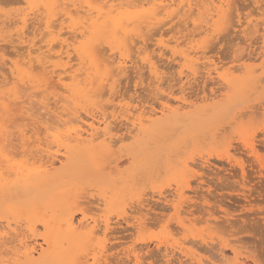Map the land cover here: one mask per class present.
<instances>
[{
  "label": "rangeland",
  "instance_id": "rangeland-1",
  "mask_svg": "<svg viewBox=\"0 0 264 264\" xmlns=\"http://www.w3.org/2000/svg\"><path fill=\"white\" fill-rule=\"evenodd\" d=\"M1 1L0 18L2 16L4 17L1 18L0 22V49H2V54H6L5 57L3 56V58H5V61H3L4 65L7 67L6 71V67L3 65L1 71L5 75L9 76V73H11L9 69L11 62L18 63L22 61V57L19 53L22 55L27 53L25 51L26 44L30 43V40L36 39L38 42L41 40L43 34L41 36L39 35L40 29H38V27L42 28L43 25L41 26V24L39 25L38 23L40 21L44 22L46 18H49L48 16H51V14L53 16V21L55 20L54 24L57 25L58 29L59 25L63 23L61 21H64V26L72 25L76 29H84V31H86V28H89L87 26L90 25L91 33L89 32L90 34H86H89L88 36H90V38H87L88 41L80 38L81 36L79 34L78 38L80 40L77 39V49L80 52H87L86 55L88 57L86 58L87 62H85L88 64V67L92 64L91 56L93 50L98 49L101 50L100 52L102 53L105 51L108 52H105L108 54L106 57L112 59L113 57L116 56L117 58V56L119 57L120 55L127 59L129 58L134 62V66L131 63V60H128L130 62L127 64V69L129 71L127 70L124 74L119 73L120 75L118 72L114 73L115 76L118 74V79L113 76L114 74L109 78L106 77L109 73L104 75L102 78L104 79L106 86L104 83L102 84L103 79L100 80L97 75L94 76L95 74H92V77H97L96 80L99 81L94 79V82L92 81L93 83L91 82V84L86 87L87 90L91 92L88 93L87 91V94H85L86 97L83 98L84 100L79 98L75 99V97H77L75 93L66 91L63 87H52L53 85L57 86V75L49 74L54 76V78H51L47 73L39 70L37 75L33 74V77H28V74L20 65L18 66L20 69L18 75H13L16 79L10 74L12 77L11 79L14 78L11 81L12 84L0 88V106L4 107L3 109H0V139L2 130H6L7 128H11L12 132L16 131L15 134L18 132L17 130L20 128L22 129L25 125L24 128L26 130L32 129L29 125L31 122L21 120V117H17L18 115H10L7 112L9 109L7 104H11L9 111H11L12 114L13 111L11 109H15L14 107L18 108V103H16L17 100L21 102L23 98L27 99V97H30L29 95L32 96V90L33 94H35L37 89L41 88L40 81L43 79H47L48 84L46 86L44 85V88H42L43 90L41 89L42 91H45L46 89L48 91L49 82L52 84L53 80L56 81V84H50L51 88L49 86L50 94H48L49 92L47 94L45 93L48 98L50 97L48 100H52L50 102L51 108H54L56 100L60 99L61 102L58 106L65 105L64 107L68 110L71 108L68 112L71 114L77 112L76 115H80L81 119H87L86 117L93 114H106V116L109 115L108 121L110 123L112 122L111 126L113 129L115 128L114 130H118L117 132L114 131L116 134L114 141L117 142L113 144L112 150H107V153L106 150H103L102 148L94 147L91 155H85V152H81L80 154L83 155H80L77 158L76 163L75 158L77 155L76 157L73 156V165H71V167L75 165V171H73L74 167H72V173L68 172V176L61 179L59 178L52 184L41 185L40 187L32 188L33 190L12 182L5 186L3 185L0 191V224L2 226L5 225V227L8 224H12L11 227L13 226L12 228H16L18 231L21 230V234L19 237L20 239L18 238L16 240L17 242H13L14 244L10 243V245H12L11 248L10 245L8 246L9 243L4 249L0 248V260L4 258L9 261L8 259L14 256L15 249L16 253L19 252L18 254L24 252V248H22V244H20L22 240L25 241L26 245L29 247H37L38 253H36L35 257H38L37 254L41 252V247L39 245H42L45 250H50L48 245L44 244L40 238V235L44 234V225L42 221L50 220L54 217L58 218L61 214H64V211H69L74 214L76 223L84 218L83 221L86 220V223L89 225L98 226L95 235L91 236L93 239H86L90 238V236L85 237L87 241L83 239V243L88 242L91 246L87 243H82L80 244V247L79 245H75V243L73 248V244L70 246V243L68 245V242L65 243V241L64 243L58 242L57 244L55 243L52 245L53 248L57 249V252L60 250L68 253L67 261L70 259H77V261L70 260L71 264L72 262H77L76 264L79 262H81L79 264H122V261H124L125 264H134L135 255L139 256L141 264H167L166 260L163 258V255L166 253L171 259L170 264H180L181 260L184 262L186 261L187 264H226L225 260H227V262L230 261V264H233L235 259L234 248L237 246L238 248H242L238 250L241 261H244L246 264H264V132L261 131V128H264V1L237 0L235 2V0H231V6H229L230 0H197L202 3L198 8H194L193 13L188 12L185 16H181V24L178 19L173 21L169 20L170 18H165L166 16H163L164 18L162 17L161 22L162 25H156L150 29H147V27L145 30L144 26L146 25H141L140 23L131 25L129 23L122 27V25L105 22L104 20L98 21L97 18H94L95 15L92 17H86L84 16L85 13L81 12L80 14H76V12L75 14H72L75 11L73 3H75L76 0L57 1L58 4H56L53 12L49 11L48 4L45 5V2L48 3V0ZM72 1L74 2L72 3ZM76 2H78V5L80 6L83 5L84 0H77ZM12 3L17 4L13 5ZM204 3L206 5H204ZM57 5L59 6L57 7ZM220 5L221 7L223 6V8L219 17L218 15H215L216 11H213L218 9ZM214 6H216V8ZM205 7L207 9H205ZM213 8L214 10L212 11ZM30 9L33 11L31 12ZM71 10L72 12H70ZM19 11L21 13H19ZM197 11L199 14H197ZM200 12L202 14H200ZM18 14H23L22 16L24 17L27 15L29 16H27V23L22 30V24H16V22H14L15 17L20 16ZM212 14L213 18H211ZM234 14L238 16L236 17ZM248 14L250 16H247ZM195 16H199L197 17L199 20ZM66 17H68V21ZM30 18L34 20H31ZM3 19L7 22L2 25ZM205 20L207 22L209 21V24H207ZM251 20L252 24H250ZM58 21L61 23L57 24L59 23ZM163 21L165 23H163ZM242 22H246L247 24L242 25ZM198 25H201L200 29L202 30L203 27L204 31L199 32L200 26L198 27ZM141 26H143V28ZM79 27H82V29ZM159 27L161 29H159L157 33L156 29ZM177 27L179 29L178 31ZM192 27L195 29L193 30ZM206 27H209L210 29ZM5 28H8V30ZM137 28L140 30H137ZM172 28L174 29L172 30ZM142 29V33H144L143 39L146 42H143L139 37L140 34L138 36L134 35L135 32H141ZM19 30H21L20 32H26L22 33V37L25 41L23 42V39H18L19 43L17 44L16 33H18ZM154 30H156L155 34L153 33ZM182 30H184L185 33ZM240 30L241 32H245L241 33ZM65 31L64 28L63 32H68V30ZM131 31H133V34ZM20 32L19 34L21 35ZM36 34H38V38L40 36L39 39ZM67 34H64V38H70L72 35L71 33ZM149 34L150 38L148 36H146V38L145 35ZM43 36L42 39H45L44 41H46V39L48 40L45 35ZM114 39L118 44L113 43ZM19 40L22 41L21 44V41ZM70 40L73 41L71 38L69 41ZM209 40L211 41L209 42ZM37 41V46H41V44L43 45V43L40 42L39 45ZM135 41L139 43H136ZM151 41H153V43ZM193 41L196 42L194 43ZM164 44L167 46V49L161 51L158 46H163ZM119 46H122L125 50L121 49ZM19 48L22 50L25 48L23 50L24 52ZM120 49L122 51H120ZM58 50L59 47L56 48V51ZM111 50H114L113 53L115 55L112 54ZM128 50L132 51V54L129 53ZM159 50L164 53V56ZM143 52L144 54H142ZM133 53L136 54L134 55ZM74 54L75 53L71 54L72 60L74 61H71V58L65 60L66 62L69 60L71 61L67 65L69 71L66 75L72 70L76 71L75 73H85L86 75L83 74V77L87 78L90 70L80 68L84 66L87 69V65L85 62L83 63L84 59L79 60L76 54ZM138 54L140 56H138ZM111 55H113V57ZM148 55L151 57H148ZM187 56H189V60ZM149 58H153L152 60H156L155 62L158 61L157 65L163 67V69L161 68L162 71L160 70V79L162 80H160L161 82H158L159 84L156 83V80H154L153 77V79L150 78L151 74L149 69H147L149 68L147 66L148 64H145ZM79 61L82 63V66ZM211 61L221 69H219V74L213 71V67L210 66L212 64ZM5 62L7 64H5ZM207 62L210 63L209 67ZM2 63H0L1 66ZM69 65L74 68L72 67V69H70L71 67H69ZM234 66L238 69H235ZM4 68L7 74L4 72ZM182 69H184V75L181 74ZM134 71H137V73ZM34 73H36V71ZM222 74L223 76H220ZM66 75H63V77H66ZM112 77L113 79L109 81L108 79ZM30 79L31 81L34 79L37 80L34 81L35 87H33V83L30 82ZM25 80H28L27 84L30 86L32 85L33 88L27 89V93L23 92L25 89L24 87L30 86L26 85ZM68 81V78L64 80L66 84H70L71 81ZM22 83L25 85L23 86ZM94 83H96V86ZM154 84L155 86H153ZM20 85L21 88L23 86V90L20 88ZM102 85H104V88L102 89L103 91L101 90ZM157 86L160 93L157 91ZM152 87L154 88L153 90ZM99 90H101L100 92L105 93L103 94L104 96ZM53 91L54 93H52V95L51 92ZM106 91H108V93ZM55 93L57 94L54 95ZM96 93L99 95H96ZM214 93H216V95H214V97H216L214 101L209 100L207 102H202L203 98H208ZM71 94H73V98L71 97ZM93 94L94 96L92 97ZM182 96L186 98L188 102H191L192 104L194 103L195 105L180 112L179 115L176 114L169 116L172 117V119L168 118V120L167 118H164L165 120H159V123H148L145 130H133L134 132L132 131V134L128 133V131H130L129 123L120 114L123 112L121 111L122 106L143 107V109L149 111L151 108L159 109L161 103L167 102L170 98L171 101H174V99ZM43 97L38 98L42 101ZM110 97H113V100ZM44 99L47 100L46 96ZM67 100L68 102H66ZM78 100H80V102ZM171 103L172 105H175V102ZM37 106L39 108L40 105L37 104ZM1 110H4L2 111L3 113ZM104 110L105 112H103ZM72 116L73 114L71 117ZM14 117H17L18 120L12 119ZM13 120L17 121L15 125L16 127L12 126L14 123ZM10 123L11 125L9 126ZM50 123L51 122H49V124ZM42 128L44 127H41V129ZM41 129L38 136L45 140V130L43 131V129ZM28 133L29 132H27V134ZM15 134L12 137V142H15L16 144L14 143V145L16 146L20 141L21 145V138L18 139L19 136ZM31 134L32 132L29 133L27 137L31 136ZM57 144H55L54 151H59L58 155L61 157L63 156L61 153H65V146L64 144L61 145L62 142H59L60 147L62 148L60 149ZM246 144L252 146L255 153H252ZM15 149L17 150H13V152H16L17 156H15L17 162H19V160L23 161L24 158L25 160L31 158L29 156L31 155V152L27 153V151H31V147H28V145H26L24 149H19V147H16ZM24 150L25 152H23ZM112 151H114V153ZM20 152L22 153L20 154ZM38 153L40 154V152ZM38 153L33 152L36 156H39ZM109 154L111 155L109 156ZM33 163L34 166L41 165L40 162L36 163L34 161ZM64 163H67V161H64ZM105 163H108L109 165L107 164L105 166ZM29 164L32 166L31 170L33 168L34 170L38 168V166H36V168L33 167L31 162ZM105 167L108 168L106 169ZM56 168H60L59 163ZM217 175L220 176L218 177ZM221 176H225L223 177L225 179ZM12 179L10 178V180ZM107 191H109L111 195L109 192L107 193ZM107 194L110 195V198H107L109 197ZM116 197L118 199H116ZM208 210H211L210 212L217 211L215 215L218 221L217 225H215V222H213L215 224L211 223L212 220L207 221ZM139 221L144 225L142 224V226H139ZM106 223H110V225L113 226L112 228L115 227L114 231L116 230L115 232L111 231L107 236L103 232ZM32 229H36V237L32 233ZM87 231L85 229V232ZM30 234L31 237L29 236ZM26 235H28V238ZM83 246L84 248L80 250ZM19 247L22 249H19ZM231 247L234 248L232 249ZM6 248L8 249L6 250ZM152 248L155 249L153 250ZM3 255L5 257H3ZM67 255L65 257H67ZM13 258H16V256ZM80 258L82 259L80 260ZM4 259L0 264H10L7 261V263H5ZM11 259L10 262L12 261ZM179 259L181 260L179 261Z\"/></svg>",
  "mask_w": 264,
  "mask_h": 264
},
{
  "label": "bare ground",
  "instance_id": "bare-ground-1",
  "mask_svg": "<svg viewBox=\"0 0 264 264\" xmlns=\"http://www.w3.org/2000/svg\"><path fill=\"white\" fill-rule=\"evenodd\" d=\"M1 1V0H0ZM37 1V0H36ZM44 1V0H43ZM57 1H60V0H48V3H46L45 2V5L46 4H48V9H49V11L50 12H53L54 11V9H55V7H56V4H58L57 3ZM62 1V0H61ZM77 1V0H76ZM75 1V3H73L74 1H72V3H73V6H74V12L72 13V14H75V12H76V14L78 13V14H80V12L81 13H85V15L84 16H90V17H92V16H94V18H97V20L98 21H100V20H104L105 22H111V23H114V24H117V25H122V27H123V25H126V24H129L130 23V25L131 24H144V25H146V26H144V30H145V28H147V29H150L151 27H154V26H156V25H159L160 26V24H161V22H162V17L163 16H166L165 18H170L169 20H180L179 22H180V24L182 23L181 21V18L183 17V15L185 16L188 12L189 13H193L194 12V8L195 7H199L200 6V4L202 3H200L199 1H197V0H84V3H83V5H78V2H76ZM81 1V0H80ZM196 1V2H195ZM207 1V0H206ZM205 1V2H206ZM217 1V0H216ZM237 0H235V2H236ZM264 1V0H263ZM2 2V1H1ZM14 2V1H13ZM16 2V1H15ZM20 2V1H19ZM35 2V1H34ZM83 2V1H82ZM229 2V1H228ZM227 2V3H228ZM234 2V3H235ZM220 3H221V1H220ZM231 3V0H230V2H229V4ZM233 3V2H232ZM250 3V2H249ZM13 4V3H12ZM14 4H17V3H14ZM13 4V5H14ZM22 4V3H21ZM61 4H62V2H61ZM64 4V3H63ZM80 4V3H79ZM208 4V3H207ZM216 4V3H215ZM4 5V4H3ZM9 5V4H8ZM23 5H24V3H23ZM66 5H68V4H66ZM72 5V4H71ZM204 5H206L205 3H204ZM222 5V4H221ZM221 5H220V7L218 8V9H216V10H214V8L212 9V11L213 12H215L216 11V13H215V15H218L219 16V14H220V12H221V10H222V8H223V6L221 7ZM263 5V4H262ZM5 6V5H4ZM59 5H57V7H58ZM61 6V5H60ZM72 6V7H73ZM229 6H231V4L229 5ZM236 6V5H235ZM250 6V5H249ZM252 6V5H251ZM1 7H3V6H1ZM47 7V6H46ZM45 7V8H46ZM71 7V6H70ZM215 8H216V6H214ZM253 7V6H252ZM261 7V6H260ZM23 8V7H22ZM21 8V9H22ZM202 8V7H201ZM212 8V7H211ZM210 8V9H211ZM234 8V7H233ZM262 8V7H261ZM27 9V8H26ZM66 9H69V8H66ZM200 9V8H199ZM205 9H207L206 7H205ZM256 9V8H255ZM15 10V9H14ZM40 10V9H39ZM72 10H73V8H72ZM72 10L70 11V12H72ZM201 10V9H200ZM199 10V11H200ZM209 10V9H208ZM259 10H260V8H259ZM30 11L32 12L33 10H31L30 9ZM35 11H37V10H35ZM68 11V10H67ZM234 11H235V9H234ZM25 12V11H24ZM28 12V11H27ZM26 12V13H27ZM42 12V11H41ZM196 12V11H195ZM198 12V11H197ZM223 12V11H222ZM8 13V12H7ZM19 13H21L20 11H19ZM40 13V12H39ZM87 13V14H86ZM233 13H235V12H233ZM257 13V12H256ZM260 13H262V12H260ZM12 14V13H11ZM25 14V13H24ZM36 14H37V12H36ZM35 14V15H36ZM42 14V13H41ZM49 14V13H48ZM197 14H199V12L197 13ZM200 14H202L201 12H200ZM18 15H20L19 17H15V21L14 22H16V24L18 23H21L22 24V28H21V30L24 28V26L26 25V23H27V16H22L23 14H18ZM17 15V16H18ZM50 15V14H49ZM214 15V16H215ZM235 15V14H234ZM8 16V15H7ZM182 16V17H181ZM188 16V15H187ZM200 16V15H199ZM199 16H197V17H199ZM206 16V15H205ZM213 16V14L211 15V18H213L212 17ZM236 16V15H235ZM238 16V15H237ZM236 16V17H237ZM247 16H250L249 14L247 15ZM2 17H4V16H2ZM1 17V18H2ZM29 17V16H28ZM49 18H46V20L43 22V21H40L38 24L40 25L41 24V26L43 25V27L42 28H40V27H38V29H40L39 31H40V33H39V35L41 36L42 34L43 35H45L46 36V38H48V40L46 39V41H44L43 39H42V36H41V40L39 41L40 43H43V45L41 44V46H37V43H36V37L35 38H33V39H35V40H30L29 42L30 43H28V44H26V52L27 53H25V54H21V53H19V55L22 57L21 59H22V61L21 60H19V61H21V62H18V63H15V62H11V66H10V72L11 73H9V76L8 75H5L1 70L3 69V68H1V67H3V65H4V61H5V58H3V56L5 57V55L4 54H2L3 52H2V49H0V63H2V61H3V63H2V66H1V64H0V88L2 87V88H4V87H6V86H9L10 84H12L11 83V81L15 78L16 79V75L15 74H17L18 75V73H19V71H20V69L18 68V66L20 65V66H22V69L28 74V77H33V74H36L37 75V73L39 72V70L41 71V72H44V73H47V75L50 77L51 76V78H54V76H52L53 74H55V75H57V84H56V81L55 80H53L52 81V84L49 82V85H48V91H47V89L45 90V91H42L43 89L42 88H44V85L46 86L47 84H48V80L47 79H43V80H41L40 81V83H41V88H38L37 89V92H35V94H33V90L31 91V93H32V96L31 95H29L30 97H27V99H24L22 96V100H21V102L20 101H18L17 100V102L16 103H18V108H16V107H14L15 109H11L12 111H13V113L11 114V111H9V109L11 108V104H7V107L9 106V109H8V113L10 114V115H12V116H15V115H18L17 117H21V120H23V121H29V122H31L29 125L31 126V128L32 129H30V130H26L24 127L26 126H24L22 129L20 128H18L19 130H17L18 132L16 133L18 136H19V138L18 139H20L21 138V145H20V141H19V144H17L16 146L14 145V143L12 142V137L14 136V134H15V132H12V129L10 128V129H4V130H2V132H1V139H0V191H1V188L3 187V185L5 186V185H7V184H9L10 182H12V183H14V184H19V185H22V186H24V187H27V188H36V187H40L41 185H46V184H52L53 182H55V181H57L59 178L61 179V178H64V177H66V176H68V172L69 173H72L73 171H75V168L76 167H74V166H72V167H74L73 169V171L71 170L72 169V167H71V165H73V163H72V160L74 159L73 158V156L74 157H76V155H77V157L75 158V163H76V160H77V158L80 156V155H83V154H80L81 152L82 153H84L85 155L86 154H90L91 155V152H92V150H94L93 148L95 147H99V148H102L103 150H106V152L108 153V151H110V149L112 150V146H113V144L115 143V142H117V141H114L115 140V136H116V134L114 133V131H116V130H114L113 129V127L111 126V123L108 121V116H106V114H101V115H96V114H93V115H90L89 117H86L87 119H81V116L79 115V116H77L76 114H77V112H74V113H72L73 114V116L71 117V113L70 112H68L71 108V106L69 107L70 109L68 110L66 107H64V106H58L59 105V103L61 102V100L59 99V100H56V104H55V107L54 108H51V104H50V102L52 101V100H48V99H50V97L48 98L47 97V95H45V93L47 94L48 92H49V90H50V88H51V85H53V84H56L57 86H55V85H53L52 87H59L60 86V88L61 87H63L64 89H66V91H69V92H74L75 93V95L77 96V97H75V99H83L84 97H86V95L85 94H87V86L88 85H90L91 84V82L95 79H97V77H92V74H95L94 76H98L99 78H100V80H102L103 78V76L104 75H106V74H108V75H106V77H111V75H113L114 73H116V72H118V74L120 73V74H124V72L126 73V71L128 70L127 68H128V65L127 64H129L130 62V60L131 59H127V58H125V57H123V56H117V58H116V56L115 57H113V55H115L114 53H113V51L111 50V52H112V54L113 55H111L112 57H113V59L112 58H109V57H106V55H108V54H106V53H108V52H104V53H102V52H100L101 50H93V53H92V64H91V66H89L88 67V64H86V62H87V60H86V58L88 57L86 54H87V52H85V51H79L78 49H77V39H79L78 38V34L81 36L80 38H83L84 40H86V41H88V39L87 38H90V36H88L91 32V29H90V25L89 26H87V27H89V28H86V31H84V29L83 30H78V29H76L75 27H73L72 25H68V26H64L65 25V23H64V21H61V22H63L62 24H60L61 22H59V23H57V24H60L59 25V29H58V27H57V25H55L54 24V22H55V20L53 21V19H52V14H51V16H48ZM77 17V16H76ZM181 17V18H180ZM196 17V16H195ZM194 17V18H195ZM196 17V18H197ZM201 17V16H200ZM202 17H203V15H202ZM220 17V16H219ZM1 18H0V22H1ZM9 18H11V17H9ZM14 18V17H13ZM12 18V19H13ZM34 18V17H33ZM37 18V17H36ZM67 18V21H68V17H66ZM78 18H81V17H78ZM78 18H76V19H78ZM164 18V17H163ZM210 18V17H209ZM31 19V18H30ZM57 19H59V18H57ZM75 19V18H74ZM87 19V18H86ZM198 19V18H197ZM203 19V18H202ZM5 19H3V21H2V25L3 24H5L6 22L4 21ZM31 20H34V19H31ZM64 20V19H63ZM186 20V19H185ZM199 20V19H198ZM207 20V19H206ZM205 20V21H206ZM210 20V19H209ZM35 21H37V20H35ZM70 21V20H69ZM103 21V22H104ZM164 21H167V20H164ZM163 21V23H165ZM13 22V23H14ZM73 22V21H72ZM170 22V21H169ZM189 22V21H188ZM207 22V21H206ZM209 22V21H208ZM207 22V24H209ZM255 22V21H254ZM10 23V22H9ZM68 23V22H67ZM178 23V22H177ZM176 23V24H177ZM205 23V22H204ZM11 24V23H10ZM31 24V23H30ZM32 24H33V22H32ZM36 24V23H35ZM179 24V23H178ZM196 24V23H195ZM237 24V23H236ZM243 24H247L246 22L245 23H243L242 22V25ZM250 24H252V20H251V23ZM262 24V23H261ZM7 25V24H6ZM12 25V24H11ZM29 25V24H28ZM87 25V24H86ZM162 25V24H161ZM185 25H187V24H185ZM185 25H182V26H185ZM214 25V24H213ZM5 26V25H4ZM17 26V25H16ZM127 26H129V25H127ZM165 26V25H164ZM174 26V25H173ZM179 26V25H178ZM200 26V27H199ZM203 26V25H202ZM3 27V26H2ZM36 27V26H35ZM142 28H143V26H141ZM176 27V26H175ZM187 27V26H186ZM189 27V26H188ZM198 27H199V29L201 28V25H198ZM197 27V28H198ZM238 27V26H237ZM249 27V26H248ZM14 28V27H13ZM64 28H65V30L67 31L68 30V34L69 33H71L70 35V38L71 39H73V41H69V37H66V38H64V34L66 35L67 33H64L63 31H64ZM79 28H81L82 29V27H79ZM193 28V27H192ZM206 28H209V27H206ZM241 28V27H240ZM1 29V28H0ZM5 29H7L8 30V28H5ZM10 29V28H9ZM26 29V28H25ZM31 29V28H30ZM130 29V28H129ZM134 29V28H133ZM132 29V30H133ZM139 28H137V30H138ZM159 29H161L160 27L159 28H157L156 30H157V33H158V30ZM174 28H172V30H173ZM195 28H193V30H194ZM204 28L202 27V30L200 29V31L199 32H201V31H204L203 30ZM210 29V28H209ZM21 30H19V32L21 31ZM35 30H37V29H35ZM119 30V29H118ZM140 30V29H139ZM156 30H154L153 31V33L155 34V32H156ZM167 30V29H166ZM171 30V31H172ZM179 29H178V27H177V31H178ZM198 30V29H197ZM207 30V29H206ZM213 30V29H212ZM1 31V30H0ZM65 31V32H66ZM78 31H79V33H78ZM136 31V30H135ZM142 31H143V29L141 30V32L139 31L138 33H134V35H136V36H138L139 34V37L143 40V42L145 41L143 38H144V33H142ZM149 31H151V30H149ZM182 31H184V30H182ZM208 31H210V30H208ZM19 32L18 33H16L17 34V41H16V43L18 44L19 42H18V39H23V37H22V33H26V32H20L21 33V35L19 34ZM34 32V31H33ZM32 32V33H33ZM90 32V33H89ZM117 32V31H116ZM121 32V31H120ZM165 32V31H164ZM174 32H176V31H174ZM197 32V31H196ZM206 32V31H205ZM204 32V33H205ZM213 32H216V31H213ZM212 32V33H213ZM240 32H241V30H240ZM242 32H245V31H242ZM241 32V33H242ZM31 33V32H30ZM87 33H89L88 35H86ZM122 33V32H121ZM131 33L133 34V31H131ZM146 33V32H145ZM181 33V32H180ZM183 33V32H182ZM184 33H185V31H184ZM203 33V32H202ZM201 33V34H202ZM219 33V32H218ZM67 34V35H68ZM141 34H143V35H141ZM151 34V33H150ZM150 34L149 35H145V37L146 36H150ZM176 34V33H175ZM210 34V33H209ZM217 34V33H216ZM12 35V34H11ZM19 35V36H18ZM25 35V34H24ZM34 35H35V33H34ZM37 35V38H38V34H36ZM126 35V34H125ZM169 35V34H168ZM180 35V34H179ZM187 35V34H186ZM193 35V34H192ZM204 35V34H203ZM208 35V34H207ZM220 35V34H219ZM40 36H39V38H40ZM87 36V37H86ZM107 36V35H106ZM133 36V35H132ZM163 36V35H162ZM175 36V35H174ZM182 36V35H181ZM189 36H191V35H189ZM198 36V35H197ZM197 36H195V37H197ZM202 36V35H201ZM212 36H213V34H212ZM211 36V37H212ZM18 37H20V38H18ZM22 37V38H21ZM27 37V36H26ZM26 37H25V39H26ZM121 37V36H120ZM126 37V36H125ZM129 37V36H128ZM153 37V36H152ZM179 37V36H178ZM199 37H200V35H199ZM214 37V36H213ZM11 38H12V36H11ZM38 38V39H39ZM43 38H44V36H43ZM147 38V37H146ZM150 38V37H149ZM164 38V37H163ZM129 39V38H128ZM137 39V38H136ZM140 39V40H141ZM173 39V38H172ZM171 39V40H172ZM182 39V38H181ZM80 40V39H79ZM126 40V39H125ZM148 40V39H147ZM170 40V39H169ZM187 40V39H186ZM190 40V39H189ZM192 40V39H191ZM196 40H197V38H196ZM6 41H8V40H6ZM19 41H21V40H19ZM23 42L25 41L24 39L22 40ZM22 41L20 42V44L22 43ZM114 42L113 43H117V42H115L116 40L114 39L113 40ZM129 41V40H128ZM127 41V42H128ZM134 41V40H133ZM149 41V40H148ZM211 40H209V42H210ZM14 42H15V40H14ZM38 42V41H37ZM39 42H38V44H39ZM136 42V41H135ZM142 42V41H141ZM146 42V41H145ZM152 43H153V41H151ZM194 42V41H193ZM196 42V41H195ZM194 42V43H195ZM12 43H13V41H12ZM112 43V42H111ZM129 43V42H128ZM127 43V44H128ZM136 43H139V42H136ZM193 43V44H194ZM6 44V43H5ZM118 44V43H117ZM156 44V43H155ZM185 44V43H184ZM183 44V45H184ZM10 45V44H9ZM40 45V44H39ZM103 45V44H102ZM142 45V44H141ZM182 45V44H181ZM7 46V45H6ZM17 46V45H16ZM25 46V45H24ZM97 46V45H96ZM104 46V45H103ZM102 46V47H103ZM134 46V45H133ZM137 46V45H136ZM145 46H147V45H145ZM145 46H144V48H145ZM149 46H151V45H149ZM156 46V45H155ZM4 47V46H3ZM19 47V46H18ZM23 47V46H22ZM57 47H59V50L58 51H56V48ZM119 47H121V49H123L122 48V46H119ZM132 47V46H131ZM141 47V46H140ZM139 47V48H140ZM148 47V46H147ZM146 47V48H147ZM154 47V46H153ZM158 47H160L159 49L161 50V51H165L166 49H167V46L164 44L163 46H158ZM1 48V47H0ZM13 48V47H12ZM104 48V47H103ZM103 48H102V50H103ZM106 48V47H105ZM132 48H134V47H132ZM150 48V47H149ZM199 48V47H198ZM204 48H205V46H204ZM14 49V48H13ZM12 49V50H13ZM19 49H21V48H19ZM25 48H23V50H24ZM101 49V48H100ZM112 49V48H111ZM120 49V51H122ZM128 49V48H127ZM148 49V48H147ZM164 49V50H163ZM169 49V48H168ZM16 50V49H15ZM22 50V49H21ZM22 50V51H23ZM123 50H125V49H123ZM133 50V49H132ZM141 50V49H140ZM159 50V51H160ZM17 51V50H16ZM129 51V53H131L132 51H130V50H128ZM143 51H144V49H143ZM149 51V50H148ZM155 51V50H154ZM157 51V50H156ZM160 51V52H161ZM170 51V50H169ZM2 52V53H1ZM20 52V51H19ZM24 52V51H23ZM137 52V51H136ZM187 52V51H186ZM193 52H194V50H193ZM201 52V51H200ZM17 53V52H16ZM72 53H75L76 54V56L79 58V60L80 59H84V61H83V63L85 62V64L87 65V69L83 66V67H80V68H84L85 70H90V73L88 74V76H87V78H85V77H83V74H85V73H75L76 71H72V70H70L71 72H69V74L68 75H66L67 73H68V71H69V69L67 68V65L71 62V61H74V60H72V56H71V54ZM139 53V52H138ZM151 53V52H150ZM202 53H203V51H202ZM205 53V52H204ZM10 54V53H9ZM74 54V55H75ZM119 54V53H118ZM132 54V53H131ZM134 55L136 54V53H133ZM141 54V53H140ZM142 54H144V52L142 53ZM161 54L164 56V53H162L161 52ZM190 54H191V52H190ZM11 55V54H10ZM9 55V56H10ZM14 55V54H13ZM25 55V56H24ZM150 55V54H149ZM148 55V57H151V56H149ZM152 55V54H151ZM154 55V54H153ZM200 55V54H199ZM9 56H7V57H9ZM15 56H18V55H15ZM19 56V57H20ZM138 56H140L139 54H138ZM142 56V55H141ZM156 56V55H155ZM178 56V55H177ZM206 56V55H205ZM204 56V57H205ZM130 57V56H129ZM133 57H135V56H133ZM137 57V56H136ZM179 57H181V56H179ZM185 57V56H184ZM188 57V60H189V56H187ZM186 57V58H187ZM207 57V56H206ZM16 58H18V57H16ZM16 58H15V60H16ZM71 58V61L69 60V61H65L66 59H70ZM132 58V57H131ZM155 58V57H154ZM178 58V57H177ZM200 58V57H199ZM203 58V57H202ZM76 59V58H75ZM135 59V58H134ZM153 59V58H152ZM151 58H149V60L147 61V63H145L149 68H147V67H145V68H147V69H149V71H150V74H151V77L150 78H154V80H156V83H158L160 80H162V79H160L161 77H160V70L162 71V69H163V67H159V65H157V62H155V61H153ZM164 59V58H163ZM166 59V58H165ZM175 59V58H174ZM182 59H184V58H182ZM192 59V58H191ZM204 59V58H203ZM8 60V59H7ZM77 60V59H76ZM129 60V61H128ZM138 60V59H137ZM176 60V59H175ZM187 60V59H186ZM193 60V59H192ZM201 60V59H200ZM78 61V60H77ZM139 61V60H138ZM160 61V60H159ZM164 61V60H163ZM178 61V60H177ZM180 61H182V60H180ZM66 62V63H65ZM76 62V61H75ZM74 62V63H75ZM80 62V61H79ZM129 62V63H128ZM140 62V61H139ZM167 62V61H166ZM81 63V62H80ZM131 63H132V65H133V63L134 62H132V60H131ZM136 63V62H135ZM168 63V62H167ZM171 63V62H170ZM203 63V62H202ZM208 63V62H207ZM211 63H212V61H211ZM5 64H7L6 62H5ZM75 64H77V63H75ZM74 64V65H75ZM85 64H83V65H85ZM160 64V63H159ZM165 64V63H164ZM197 64V63H196ZM79 65V64H78ZM178 65V64H177ZM186 65H187V63H186ZM206 65V64H205ZM209 65H210V63H208V67H209ZM81 66H82V63H81ZM134 66V65H133ZM138 66H139V64H138ZM137 66V67H138ZM210 66H212L213 67V71H215L217 74H219V69L220 68H218L217 67V65H215L214 63H212ZM4 67H6V65H4ZM69 67H71L70 65H69ZM73 67V66H72ZM72 67L70 68V69H72ZM180 67V66H179ZM74 68V67H73ZM134 68V67H133ZM144 68V67H143ZM162 68V69H161ZM206 68V67H205ZM234 68L235 69H238L237 67H235L234 66ZM9 69H8V71H9ZM200 69V68H199ZM209 69V68H208ZM233 69V68H232ZM38 70V71H37ZM132 70V69H131ZM138 70V69H137ZM183 70L184 69H182V72H181V74H183ZM201 70V69H200ZM212 70V69H211ZM210 70V71H211ZM221 70V69H220ZM227 70H229V69H227ZM226 70V71H227ZM239 70H240V68H239ZM6 71H7V67H6ZM36 71V73H34ZM129 71V70H128ZM4 72H5V68H4ZM78 72V71H77ZM107 72V73H106ZM132 72H133V70H132ZM134 72H136L137 73V71H134ZM138 72H139V70H138ZM198 72H199V70H198ZM209 72V71H208ZM6 73V72H5ZM88 73V72H87ZM140 73V72H139ZM188 73V72H187ZM187 73H186V75H187ZM202 73V72H201ZM210 73V72H209ZM208 73V74H209ZM212 73V72H211ZM237 73V72H236ZM7 74V73H6ZM13 76V75H15V76H13L14 78L13 79H11L12 77H11V75ZM49 74H52V75H49ZM118 74H117V76H118ZM119 74V75H120ZM128 74H130V73H128ZM194 74V73H193ZM214 74V73H213ZM213 74H211V75H213ZM63 75L65 76L66 75V77H63ZM86 75V74H85ZM126 75V74H125ZM163 75V74H162ZM184 75V74H183ZM198 75V74H197ZM201 75V74H200ZM202 75H204V74H202ZM113 76H115V74L113 75ZM117 76H115L117 79H118V77ZM132 76V75H131ZM189 76V75H188ZM210 76V75H209ZM220 76H223V74L222 75H220ZM83 77V78H82ZM125 77H127V76H125ZM68 78V80L69 81H71V83L70 84H66L65 82H64V80L65 79H67ZM91 78H93V79H91V81H90V79ZM120 78V77H119ZM123 78V77H122ZM128 78V77H127ZM135 78V77H134ZM152 78V79H153ZM204 78V77H203ZM107 79V78H106ZM111 79H113V77L112 78H110V79H108L109 81L111 80ZM183 79V78H182ZM192 79V78H191ZM206 79V78H205ZM223 79V78H222ZM29 80V79H28ZM27 80V81H28ZM51 80V79H50ZM49 80V81H50ZM116 80V79H115ZM218 80V79H217ZM26 81V80H25ZM27 81H26V85H28L27 84ZM34 81H37L36 79H34L33 81H31V79H30V82L31 83H33V87H35L34 86ZM68 81V82H69ZM96 81H99V80H96ZM103 82H102V84L104 83V79L102 80ZM164 81V80H163ZM189 81V80H188ZM188 81H187V83H188ZM18 82V81H17ZM94 82V81H93ZM92 82V83H93ZM108 82V81H107ZM113 82V81H112ZM161 82V81H160ZM218 82V81H217ZM14 83V82H13ZM36 83V82H35ZM110 83V82H109ZM153 83V82H152ZM185 83V82H184ZM224 83V82H223ZM18 84V83H17ZM23 84V83H22ZM51 84V85H50ZM96 83H94V85H95ZM105 84V86H106V83H104ZM108 84V83H107ZM112 84V83H111ZM115 84H116V82H115ZM118 84H119V82H118ZM159 84V83H158ZM157 84V85H158ZM19 85V84H18ZM25 84H23V86H24ZM110 85V84H109ZM108 85V86H109ZM152 85V84H151ZM163 85V84H162ZM23 86H22V88H23ZM28 86H30V85H28ZM40 86V85H39ZM49 86H50V88H49ZM91 86H93V85H91ZM96 86V85H95ZM118 86V85H117ZM141 86V85H140ZM153 86H155V84L153 85ZM31 87V88H30ZM30 87H24L25 89L23 90L22 88H21V85H20V88L23 90V92H26V90L27 89H33L32 88V85L30 86ZM139 87V86H138ZM137 87V88H138ZM162 87V86H161ZM160 87V88H161ZM184 87V86H183ZM104 88V85H102V87H101V90ZM117 88V87H116ZM18 89H19V86H18ZM42 89V90H41ZM55 89V88H54ZM64 89H62V90H64ZM107 89H108V87H107ZM154 88L152 87V90H153ZM222 89V88H221ZM227 89V88H226ZM61 90V89H60ZM90 90V89H89ZM92 90V89H91ZM101 90H99V92L101 91ZM113 90H116V89H113ZM160 90V89H159ZM162 90H163V88H162ZM103 91V90H102ZM155 91H156V89H155ZM157 91H158V86H157ZM91 92V91H90ZM89 91H88V93H90ZM98 92V93H99ZM107 93H108V91H106ZM153 92V91H152ZM159 93H160V91H158ZM19 93H21V92H19ZM27 93V92H26ZM52 93H54V91L53 92H51V94ZM68 93V92H67ZM98 93H96V95L98 94ZM100 93H102V95L103 94H105L104 92H100ZM99 93V94H100ZM154 93H156V92H154ZM153 93V94H154ZM171 93V92H170ZM220 93V92H219ZM7 94V93H6ZM25 94V93H24ZM41 94H43V95H41ZM48 94H50V92L48 93ZM57 93H55L54 95H56ZM98 94V95H99ZM157 94V93H156ZM33 95H34V97H33ZM37 95V96H36ZM41 95V96H40ZM53 95V94H52ZM73 94H71V97L73 98V96H72ZM102 95H101V97H102ZM118 95V94H117ZM122 95V94H121ZM172 95H173V93H172ZM214 95H216V93H214V94H212V96H210V97H208V98H203L202 99V102H207V101H209V100H211V101H214L215 100V98L216 97H214ZM46 96V98H47V100H45L44 99V97ZM58 96V95H57ZM61 96V95H60ZM94 96V94L92 95V97ZM104 96V95H103ZM108 96V95H107ZM114 96V95H113ZM35 97H36V99H35ZM38 97H43V100L41 101V100H39V98ZM53 97V96H52ZM51 97V98H52ZM55 97V96H54ZM59 97V96H58ZM57 97V98H58ZM96 98H97V96H96ZM105 98V97H104ZM111 98V97H110ZM115 98V97H114ZM161 98V97H160ZM1 99V98H0ZM53 99V98H52ZM62 99V98H61ZM103 99V98H102ZM112 100H113V97L111 98ZM117 99H119V98H117ZM5 100V99H4ZM7 100V99H6ZM24 100V101H23ZM26 100V101H25ZM84 100V99H83ZM104 100V99H103ZM112 100H111V104H112ZM122 100V99H121ZM23 101V102H22ZM63 101V100H62ZM79 102H80V100H78ZM116 101V100H115ZM54 102V101H53ZM66 102H68V100L66 101ZM70 102V101H69ZM79 102H77V103H79ZM82 102V101H81ZM102 102V101H101ZM117 102V101H116ZM171 102H175V105H172V103ZM21 103V104H20ZM83 103V102H82ZM99 103V102H98ZM14 104V103H13ZM13 104H12V106H13ZM37 104L38 105H40L39 106V108H38V106H37ZM67 104V103H66ZM70 104L72 105V103L70 102ZM16 105V104H15ZM20 105V106H19ZM23 105V106H22ZM90 105V104H89ZM103 105V104H102ZM195 104L193 103H191V102H188V100L186 99V98H184L183 96L182 97H178V98H176V99H174V101L172 100L171 101V98L170 99H168L167 100V102H164V103H161V105H160V107H159V109H156V108H151L149 111H146L145 109H143V107H140V108H138V107H129V106H126V107H123L122 105V108H121V111H123V112H121L120 114H121V116L129 123V127H130V131H128V133L129 134H132L134 131L133 130H137V131H143V130H145V127H146V125L148 124V123H155V122H158L159 123V120H165L166 118L168 119H172V117H169V116H172V115H176V114H178L179 115V113L180 112H182V111H184V110H186V109H188V108H190L191 106L193 107ZM100 106V105H99ZM105 106L107 107V105L105 104ZM119 106V105H118ZM117 106V107H118ZM37 107V108H36ZM103 107V106H102ZM112 107H113V105H112ZM4 107L3 106H0V109H3ZM56 108V109H55ZM75 108V107H74ZM96 108V107H95ZM98 108V107H97ZM110 108V107H109ZM119 108V107H118ZM55 109V110H54ZM78 109V108H77ZM105 109V108H104ZM5 110V109H4ZM4 110H1V112L2 111H4ZM60 110V111H59ZM88 110V109H87ZM92 110V109H91ZM96 110V109H95ZM119 110V109H118ZM116 111V110H115ZM114 111V112H115ZM87 112V111H86ZM103 112H105V110L103 111ZM3 113V112H2ZM102 113V112H101ZM1 114V113H0ZM7 114V113H6ZM8 114V115H9ZM91 114V113H90ZM119 114V115H120ZM4 115V114H3ZM2 116V115H1ZM83 116V115H82ZM87 116V115H86ZM114 116V115H113ZM17 117L15 118H12V119H17ZM84 117V116H83ZM116 117V116H115ZM175 117V116H174ZM9 118V117H8ZM7 118V119H8ZM110 118V117H109ZM114 118V117H113ZM119 118V117H118ZM165 118V119H164ZM168 119V120H169ZM5 120H6V118H5ZM18 120V119H17ZM117 120V119H116ZM122 120V119H121ZM13 124H12V126H14V127H16L15 125H16V120L14 121L13 120ZM49 122H51L50 124H49ZM122 122V121H121ZM124 122V121H123ZM126 122V123H127ZM19 124H21V123H19ZM120 124V123H119ZM11 125V123L9 124V126ZM28 125V124H27ZM128 125V124H127ZM29 126V127H30ZM19 127H20V125H19ZM21 127H22V125H21ZM41 127H44V128H42L43 129V131L46 133V136L45 135H43L42 133V135L43 136H45V140H44V138L42 139V138H40L39 136H38V134H39V131H40V129H41ZM128 127V126H127ZM128 127V128H129ZM35 128V129H34ZM117 128V127H116ZM127 128V129H128ZM41 129V130H42ZM129 130V129H128ZM4 131V132H3ZM32 132V134H31V136H28L27 137V135L29 134V133H31ZM33 131H35V132H33ZM118 131V130H117ZM116 131V132H117ZM133 131V132H132ZM27 132H29L28 134H27ZM132 132V133H131ZM34 133V134H33ZM15 134V135H16ZM17 137V136H16ZM15 137V138H16ZM128 137V136H127ZM28 138V139H27ZM129 138V137H128ZM27 139V140H26ZM50 139H52V140H50ZM17 140V139H16ZM15 140V141H16ZM32 140V141H31ZM14 141V140H13ZM64 141V142H63ZM59 142L61 143L62 142V144L61 145H63L64 144V146H65V153H61V151H60V153L61 154H63V156H59L58 154H59V151H54V147L56 146L55 144H57V146L60 148V149H62L61 147H60V144H59ZM16 144V143H15ZM20 145V146H19ZM26 145H28V147H31V151H27V153H30L31 155H29L31 158H29V159H27V160H25V158H24V156H23V161H20L19 160V162H17L16 161V152L14 153L13 152V150H17V149H15L16 147H19V149L21 148H23L24 149V147L26 146ZM248 145H249V143H248ZM247 144H246V146H248ZM115 146V145H114ZM57 148V147H56ZM115 148V147H114ZM248 148H249V150L252 152V153H255V150H254V148L252 147V146H248ZM32 149H34V150H32ZM59 149V150H60ZM96 150V149H95ZM108 150V151H107ZM18 151H20V150H18ZM63 151V150H62ZM23 152H25V150L23 151ZM33 152H40V154H39V156H36V155H34L33 154ZM102 152H104V151H102ZM113 153H114V151H112ZM19 153V152H18ZM17 153V154H18ZM22 152H20V154H21ZM26 153V154H27ZM79 155H78V154ZM118 153V152H117ZM250 153V152H249ZM25 154V155H26ZM112 154V153H111ZM111 154H109V156L111 155ZM16 155V156H15ZM87 155V156H88ZM28 156V157H29ZM22 157V156H21ZM64 158V159H63ZM106 158V157H105ZM104 158V159H105ZM110 158V157H109ZM66 159V160H65ZM32 160H33V162L35 161L36 163H39L40 162V166H38V165H36V166H38V168L37 169H35L34 170V168L31 170V168H32V166H30V162H31V165L33 164V167H35L36 168V166H34V163L32 162ZM108 160V159H107ZM64 161H67V163H64ZM108 161H110V160H108ZM107 162V161H106ZM110 162H112V161H110ZM35 163V164H36ZM59 163V165H60V168L58 169V168H56V166H57V164ZM72 163V164H71ZM108 164V163H107ZM106 163L104 164L105 166L107 165ZM109 165V164H108ZM30 166V167H29ZM71 167V168H70ZM102 168V167H101ZM100 168V169H101ZM104 168V167H103ZM106 168V167H105ZM108 168V167H107ZM106 168V169H107ZM105 169V170H106ZM112 169V168H111ZM66 170H69V171H66ZM71 170V171H70ZM103 170V169H102ZM66 172V174H65V172ZM237 171V170H236ZM244 171V170H243ZM62 172H64L63 174H61ZM223 172H225V171H223ZM220 173V172H219ZM222 173V172H221ZM61 175H63V176H61ZM222 175V174H221ZM218 176V175H217ZM220 176V175H219ZM218 176V177H219ZM229 176V175H228ZM233 176V175H232ZM214 177V176H213ZM222 177V176H221ZM223 177H225V176H223ZM222 177V178H223ZM10 178L12 179V180H10ZM228 178V177H227ZM226 178V179H227ZM231 178H233V177H231ZM235 178V177H234ZM247 178V177H246ZM223 179H225V178H223ZM231 180V179H230ZM130 181V180H129ZM211 181V180H210ZM220 181V180H219ZM222 181V180H221ZM231 182V181H230ZM229 182V183H230ZM259 182V181H258ZM264 182V181H263ZM262 182V183H263ZM224 183V182H223ZM221 184H222V182H221ZM220 185V184H219ZM244 185H246V184H244ZM263 185V184H262ZM129 186V185H128ZM127 186V187H128ZM225 186V185H224ZM249 186V185H248ZM123 187V186H122ZM220 187V186H219ZM117 189H118V187H117ZM33 190V189H32ZM102 190V189H101ZM121 190H123V189H121ZM120 190V191H121ZM257 190V189H256ZM197 191V190H196ZM212 191V190H211ZM210 191V192H211ZM262 191V190H261ZM109 191H107V193H108ZM124 192V191H123ZM249 192V191H248ZM250 192H251V190H250ZM257 192V191H256ZM122 193V192H121ZM199 193V192H198ZM109 194H110V192H109ZM116 194V193H115ZM115 194H113V195H115ZM197 194V193H196ZM212 194V193H211ZM111 195V194H110ZM110 195H108L107 194V196H109V197H107V198H110ZM5 196V195H4ZM21 196V195H20ZM252 196V195H251ZM250 196V197H251ZM117 197H118V195H117ZM116 197V199H118ZM112 198H113V196H112ZM7 199V198H6ZM115 199V200H116ZM105 201H106V198H105ZM109 201V200H108ZM111 201V200H110ZM114 201V200H113ZM234 201H236V200H234ZM238 201V200H237ZM162 202V201H161ZM207 202V201H206ZM218 202H219V200H218ZM240 202V201H239ZM244 202V201H243ZM79 204V203H78ZM210 204V203H209ZM223 204H225V203H223ZM237 204H238V202H237ZM243 204H246V203H243ZM247 204H248V202H247ZM195 205V204H194ZM159 206V205H158ZM157 206V207H158ZM203 206V205H202ZM209 206V205H208ZM212 206V205H211ZM214 206V205H213ZM222 206V205H221ZM233 206V205H232ZM14 207V206H13ZM77 207V206H76ZM195 207V206H194ZM218 207V206H217ZM69 208V207H68ZM74 208V207H73ZM72 208V209H73ZM203 208V207H202ZM163 209V208H162ZM217 210V209H216ZM206 211V210H205ZM211 211V210H210ZM209 210H208V219H207V221H211V223H213V222H215V223H213V224H215V225H217L218 224V221H217V218H216V213H217V211L216 212H210ZM225 211V210H224ZM46 213H47V211H46ZM45 213V214H46ZM64 214H61L58 218H53V219H50V220H46V221H42V219H41V221H42V223H43V225H44V234H42V235H40L39 237L42 239V241L44 242V244H46V245H48V247H49V249L50 250H45V249H43V247H42V245H39L40 247H41V252H39V254H37L38 255V257H35V255H36V253H38V250H37V247L36 246H34V247H29L28 245H26V242L25 241H21V243L20 244H22V248H24L23 250H24V252H22L21 254H18L19 252H17L16 253V249L15 248H12V249H15V254H13V253H11V254H13L14 256L13 257H15L16 256V258H13V257H11L10 259L12 260L11 262H10V259H8L9 261H7V260H5L4 258H2V256H1V258H2V260L4 259L5 260V263H12V264H71V261H77V259H70L69 261H67L68 260V253H66V251H56L57 249L56 248H53L52 247V245L53 244H57L58 242H63L64 243V241H65V243H67L68 242V245H69V243H70V246H72L71 244H73V248H74V244L75 245H79L80 246V244H82L83 243V239H85V237H89L90 236V238H86L87 240L89 239H93V237L91 238V236H93V235H95V233L97 232L96 231V229H97V225H89L88 223H86L87 221L85 220V221H83L84 220V218H83V220L82 219H80V221L79 222H77L76 223V220H75V216H74V214L73 213H71V212H69V211H64L63 212ZM194 213V212H193ZM194 215V214H193ZM196 215V214H195ZM206 215H207V213H206ZM46 217V216H45ZM85 217V216H84ZM24 218V217H23ZM43 218V217H42ZM40 219V218H39ZM20 220H21V218H20ZM40 221V222H41ZM146 221V220H145ZM20 222V221H19ZM225 222V221H224ZM223 222V223H224ZM24 223V222H23ZM139 224V226H142V222H138ZM28 224V223H27ZM222 224V223H221ZM231 224V223H230ZM1 225V224H0ZM12 225V224H11ZM11 225L10 224H8L6 227H5V225L4 226H2L1 225V228H3V229H1L0 228V248L2 249H4L6 246H7V244H8V246L10 245V243L12 244L13 242H15L19 237H20V234H21V230L20 231H18V229H13L12 227H11ZM14 225V224H13ZM19 225V224H18ZM132 225V224H131ZM137 225V226H138ZM144 225V224H143ZM233 225V224H232ZM219 226V225H218ZM223 226H224V224H223ZM31 227V226H30ZM113 226H111L110 225V223H106L105 225H104V229H103V232H104V234L107 236V235H109L110 234V232L112 231V232H115L114 231V228H112ZM119 227V226H118ZM221 227H222V225H221ZM34 228H36V227H34ZM89 228V229H88ZM217 228V227H216ZM220 228V227H219ZM85 229H86V231H87V229H88V231L87 232H85ZM30 230V229H29ZM38 230V229H37ZM84 230V231H83ZM26 231V230H25ZM32 231V233L34 234V236L36 237V235H35V232H36V229H32L31 230ZM40 231V230H39ZM119 232V231H118ZM125 232V231H124ZM28 234V233H27ZM24 235V234H23ZM22 236V235H21ZM28 235H26V237H27ZM30 237H31V234L29 235ZM38 236V235H37ZM23 238V237H22ZM28 238V237H27ZM26 238V239H27ZM120 238V237H119ZM122 238V237H121ZM20 239V238H19ZM24 239V238H23ZM85 239V240H86ZM86 240V241H87ZM17 242V241H16ZM81 242V243H80ZM28 243H29V241H28ZM33 243V242H32ZM36 243V242H35ZM79 243V244H78ZM89 244L88 242H85V243H83V244ZM93 243V242H92ZM14 244V243H13ZM37 244V243H36ZM117 244V243H116ZM38 245V244H37ZM61 245H62V243H61ZM90 246H91V244H89ZM88 245V246H89ZM11 246L12 245H10V248H11ZM17 246V245H16ZM20 246V245H19ZM32 246H33V244H32ZM57 246V245H56ZM60 246V245H59ZM87 246V245H86ZM86 246H85V248H86ZM14 247V246H13ZM81 247V246H80ZM227 247V246H226ZM234 247H236V246H234ZM234 247H231L232 249L234 248ZM9 248V247H8ZM8 248H6V250L8 249ZM21 247H19V249H20ZM21 248V249H22ZM57 248H58V246H57ZM70 248V247H69ZM84 248V246L80 249V250H82ZM92 248V247H91ZM148 248V247H147ZM87 249H88V247H87ZM153 249V248H152ZM155 249V248H154ZM153 249V250H154ZM239 249H242V248H238V246L236 247V248H234V256H235V259H234V262H233V264H246L244 261H241L240 260V256H239ZM6 250H5V252H6ZM40 250V249H39ZM92 250H93V248H92ZM221 250V249H220ZM3 251V250H2ZM8 251H10V250H8ZM18 251V250H17ZM77 251V250H76ZM84 251H86V250H84ZM91 251V250H90ZM4 252V253H5ZM150 252H151V250H150ZM3 253V252H2ZM71 253V252H70ZM80 253H81V251H80ZM220 253H222V252H220ZM79 254V253H78ZM82 254H83V252H82ZM88 254V253H87ZM148 254H149V251H148ZM244 254V253H243ZM242 254V255H243ZM6 255V254H5ZM67 255V257H65ZM151 255V254H150ZM223 255V254H222ZM225 255V254H224ZM8 256H9V254H8ZM162 256V255H161ZM3 257H5L4 255H3ZM7 257V256H6ZM126 257V256H125ZM152 257H153V255H152ZM75 258V257H74ZM78 258V257H77ZM155 258V257H154ZM163 258L166 260V263L167 264H170L171 263V259L169 258V255L166 253L165 255H163ZM174 258V257H173ZM185 258V257H184ZM222 258V257H221ZM223 258H225V257H223ZM227 258V257H226ZM252 258V257H251ZM82 258H80V260H81ZM121 259V258H120ZM129 259V258H128ZM230 259V258H229ZM242 259V258H241ZM246 259V258H245ZM244 259V260H245ZM2 260H0V262H2ZM124 260V259H123ZM181 259H179V261H180ZM191 260V259H190ZM189 260V261H190ZM222 260V259H221ZM7 261V262H6ZM131 261V260H130ZM177 261V260H176ZM254 261V260H253ZM68 262H70V263H68ZM78 262H79V260H78ZM119 262V261H118ZM204 262V261H203ZM224 262V261H223ZM229 262V264H230V261H228ZM228 262H227V260H225V263L226 264H228ZM77 263V262H76ZM76 263H74V262H72V264H76ZM79 263H81V262H79ZM78 263V264H79ZM125 264V262L124 261H122V264ZM134 264H141L140 263V258H139V256L138 255H135V257H134V262H133ZM186 263V261L184 262V261H180V264H185ZM190 263V262H189ZM115 264V263H114ZM120 264V263H119ZM126 264H128V263H126ZM187 264V263H186ZM216 264V263H215ZM218 264H220V263H218Z\"/></svg>",
  "mask_w": 264,
  "mask_h": 264
},
{
  "label": "snow or ice",
  "instance_id": "snow-or-ice-1",
  "mask_svg": "<svg viewBox=\"0 0 264 264\" xmlns=\"http://www.w3.org/2000/svg\"><path fill=\"white\" fill-rule=\"evenodd\" d=\"M223 78V77H222ZM261 131L264 132V128H261Z\"/></svg>",
  "mask_w": 264,
  "mask_h": 264
}]
</instances>
